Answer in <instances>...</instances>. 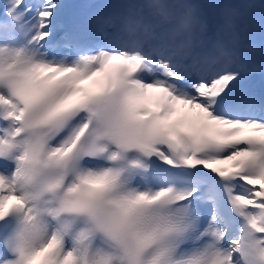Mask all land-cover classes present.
Here are the masks:
<instances>
[{
  "label": "snow or ice",
  "instance_id": "snow-or-ice-1",
  "mask_svg": "<svg viewBox=\"0 0 264 264\" xmlns=\"http://www.w3.org/2000/svg\"><path fill=\"white\" fill-rule=\"evenodd\" d=\"M112 6L0 0V264H264V56L166 73Z\"/></svg>",
  "mask_w": 264,
  "mask_h": 264
},
{
  "label": "clouds",
  "instance_id": "clouds-1",
  "mask_svg": "<svg viewBox=\"0 0 264 264\" xmlns=\"http://www.w3.org/2000/svg\"><path fill=\"white\" fill-rule=\"evenodd\" d=\"M259 6L260 0H113L107 11L127 54L155 57L166 73L219 76L264 56L252 39L264 30L254 15Z\"/></svg>",
  "mask_w": 264,
  "mask_h": 264
},
{
  "label": "rangeland",
  "instance_id": "rangeland-1",
  "mask_svg": "<svg viewBox=\"0 0 264 264\" xmlns=\"http://www.w3.org/2000/svg\"><path fill=\"white\" fill-rule=\"evenodd\" d=\"M75 1L76 0H64L65 3H70V4H73ZM109 2H111V1H109V0H90L89 5L99 6V5L109 3ZM260 12H261V14H260ZM254 15H258V16H260L261 19L263 18V20H264V0H260V6L254 12ZM253 72L263 73L264 70H261V66L258 65L256 70H254ZM3 165H4V162H0V168H2Z\"/></svg>",
  "mask_w": 264,
  "mask_h": 264
},
{
  "label": "bare ground",
  "instance_id": "bare-ground-1",
  "mask_svg": "<svg viewBox=\"0 0 264 264\" xmlns=\"http://www.w3.org/2000/svg\"><path fill=\"white\" fill-rule=\"evenodd\" d=\"M260 14H261V12H260ZM255 16L260 21V23L264 22L263 18L261 19L260 16H258V15H255ZM252 39L254 40V43L257 44L258 46H264V30L254 34L252 36Z\"/></svg>",
  "mask_w": 264,
  "mask_h": 264
}]
</instances>
